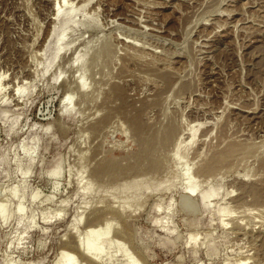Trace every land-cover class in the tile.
I'll return each instance as SVG.
<instances>
[{"label":"rangeland","instance_id":"374dc122","mask_svg":"<svg viewBox=\"0 0 264 264\" xmlns=\"http://www.w3.org/2000/svg\"><path fill=\"white\" fill-rule=\"evenodd\" d=\"M0 79V264H264V0H0Z\"/></svg>","mask_w":264,"mask_h":264},{"label":"bare ground","instance_id":"6f19581e","mask_svg":"<svg viewBox=\"0 0 264 264\" xmlns=\"http://www.w3.org/2000/svg\"><path fill=\"white\" fill-rule=\"evenodd\" d=\"M61 10H58L57 13H56V18L57 19H61ZM62 28H60V32H57L56 30H53V31H50V35L48 37L47 40L50 41V43L52 41L55 40V44H57L59 46L58 50H56V52L53 53L52 57L50 58V61H49V65L47 66L46 70L49 69V67L53 64L55 58H56V55L58 53V51L60 50H64L65 48H63V44L60 45V42L61 40H63V35L65 34V31L68 29V28H71L72 26L69 24H65L63 26H61ZM68 35V34H67ZM45 46V45H44ZM42 67V66H41ZM1 79H0V91H1ZM76 86H78V89L79 91H83L84 90V86L81 84V82L78 80L76 81ZM24 92V86H19V87H16V90L14 91L16 97H20L22 95V93ZM64 116H69L68 112H64ZM141 128V127H140ZM144 129V128H143ZM143 129L141 130V132L143 131ZM143 134V133H142ZM138 135V134H137ZM142 136V135H140ZM27 148V147H26ZM98 160V159H97ZM154 164V163H153ZM156 164V163H155ZM175 167V166H174ZM111 168V167H110ZM144 169V168H143ZM147 169V168H146ZM155 170V169H154ZM139 171V170H138ZM150 171V170H148ZM104 173V172H103ZM107 173V172H106ZM52 174V173H51ZM50 174V176H51ZM109 174V173H108ZM52 177H55V175H53ZM131 177V176H130ZM181 177V176H180ZM109 178V177H108ZM187 179V184L183 190V195H184V198H186V200L188 199L189 202L188 203H184V204H188V212L191 214V216H194V214L199 211V210H206L207 206H206V200H207V194H208V191L206 190L204 193H200V194H196L194 195L192 192H193V186H194V180L192 178H190L189 176L186 177ZM24 182V180H23ZM133 183V182H132ZM24 186V185H22ZM133 185L130 184V183H126L124 184L123 186V190H128V191H131V193H134L132 192V190H134V188L132 187ZM1 190V189H0ZM8 190V189H7ZM3 191V190H2ZM24 191V190H23ZM39 191V190H38ZM8 193L10 194V196H14V199L18 198V206L15 210L16 214L18 215V217L21 219V216H22V201L20 202V198L21 196L23 195L22 194V190L20 193H18L17 189L13 186L12 188L9 189ZM5 194V192H4ZM25 194V193H24ZM36 196H38L36 194ZM35 195H33V198L36 197ZM16 197V198H15ZM39 197V196H38ZM181 199H180V204L181 206L183 205V202H181V200H183L182 196H179ZM32 199V197H31ZM32 200H37L36 199H32ZM187 200V201H188ZM24 202V201H23ZM34 203V202H33ZM177 206V205H176ZM185 206V205H184ZM183 206V207H184ZM201 206H202V209H201ZM174 207V206H173ZM125 208H127L125 206ZM200 208V209H199ZM161 209V208H159ZM173 209V208H172ZM171 209V210H172ZM10 209L6 207H1L0 206V219L1 221H3L5 223V221H8L9 217H10ZM156 210V209H155ZM24 211V210H23ZM158 211V209H157ZM187 211V210H186ZM207 211V210H206ZM159 212H161L159 210ZM204 212V211H203ZM169 213V212H168ZM167 213V214H168ZM199 213V212H198ZM25 214V213H24ZM23 214V215H24ZM54 214V213H53ZM218 216L223 217V214H224V210H220L217 212ZM56 215V214H55ZM54 215V216H55ZM25 216V215H24ZM58 216V215H57ZM60 216V214H59ZM186 216V215H185ZM205 216V215H203ZM15 217V216H14ZM26 217V216H25ZM187 217H190V216H187ZM33 218V217H31ZM30 218V219H31ZM60 218V217H59ZM29 219V220H30ZM34 219V218H33ZM194 219V218H193ZM24 220V219H23ZM33 222L35 220H32ZM31 221V222H32ZM167 223V222H166ZM33 224V223H32ZM31 224V226H32ZM165 224V223H164ZM4 225V224H3ZM34 227V226H33ZM111 230H112V226L110 224H107L105 226V229L101 232L100 230H94L91 234H88L85 238H83V240L81 242H79V248L82 250L83 254L85 255H89L97 246H101L103 249H106L108 248V246H110V234H111ZM190 245V244H189ZM187 246V245H186ZM120 255L124 257V264H134L133 262V259L128 257L127 253H125V251L123 250H120ZM118 257V256H117ZM59 260L55 263V264H77L76 261H72L69 256H66L65 254H60ZM116 259V257H115ZM98 262H100V259L97 260ZM114 261V259L112 260ZM110 261L109 264L112 262ZM115 262V261H114ZM17 263V262H16ZM102 263V261H101Z\"/></svg>","mask_w":264,"mask_h":264}]
</instances>
